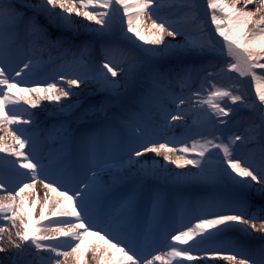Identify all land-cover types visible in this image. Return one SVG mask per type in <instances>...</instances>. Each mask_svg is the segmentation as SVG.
<instances>
[{
	"label": "snow or ice",
	"instance_id": "6c2138e0",
	"mask_svg": "<svg viewBox=\"0 0 264 264\" xmlns=\"http://www.w3.org/2000/svg\"><path fill=\"white\" fill-rule=\"evenodd\" d=\"M0 126V264H264V0H0Z\"/></svg>",
	"mask_w": 264,
	"mask_h": 264
},
{
	"label": "bare ground",
	"instance_id": "6f19581e",
	"mask_svg": "<svg viewBox=\"0 0 264 264\" xmlns=\"http://www.w3.org/2000/svg\"><path fill=\"white\" fill-rule=\"evenodd\" d=\"M240 6H243V0H237V7H240ZM257 6H258V4H256V5L249 4L246 7H247V10H251L253 7H257ZM76 19H81V18L77 17ZM85 23H89V22L85 21ZM213 32H214V30H213ZM215 63H216V65H218V64L221 65V64L224 63V61L217 60ZM219 66H217V70H218ZM218 78H219V81L220 80L223 81L222 77H218ZM58 83H62V82L58 81ZM246 84H247V82H246ZM189 95H190V93L188 95H186V96H189ZM41 104H42L41 108L31 109L27 105H24L23 101H21L20 107L21 108H26L29 112L37 113V118L40 121H42V122L46 121L48 123H51L53 121L52 112H53V104H54V102L50 104L47 101H41ZM188 106H190V104L188 102H186L185 107H188ZM190 122L191 121L189 120V123ZM183 133H184V129L183 128H177L174 131V135L176 136V138H181ZM4 134H5L4 133V129H3L2 126H0V135H4ZM169 135H171V134L168 133V132H165V136H169ZM189 143H190V141H189ZM0 155H2V154H0ZM145 156H146V158L149 159V162L152 159H155V160H159L161 163H164L162 161V158L155 156V154L148 153V154H145ZM168 167L170 169L174 170V171H177V172L181 171L180 169H176L175 165H168ZM185 167L189 168L191 166L189 165V166H185ZM37 191H38V193L40 195V198L42 200L43 199V189H41V188H39V186H37ZM36 214L38 215V208H37V213ZM184 222H187V219ZM192 222L194 223V221H192ZM173 226L178 227L179 225L176 224V225H173ZM249 231H251V230H249ZM253 235L255 236V235H259V234L258 233H253ZM7 236H8V231H6L2 235H0V244H3V242H4V240L6 239ZM160 239L162 240V233L160 234ZM239 239L243 240L244 238L243 237H239ZM156 247L159 249V252L161 254L167 251V249L164 248L162 246V244H158ZM153 254H156V253L154 252ZM3 255H4L3 253H0V257H2ZM86 258H87L88 264H95V262L92 260L91 253H88ZM183 264H188V262L184 261ZM219 264H227V262L226 261H220Z\"/></svg>",
	"mask_w": 264,
	"mask_h": 264
},
{
	"label": "rangeland",
	"instance_id": "374dc122",
	"mask_svg": "<svg viewBox=\"0 0 264 264\" xmlns=\"http://www.w3.org/2000/svg\"><path fill=\"white\" fill-rule=\"evenodd\" d=\"M217 39L219 40L220 38L219 37H217ZM220 64H218L217 66H219ZM219 68V67H218ZM119 74V73H118ZM218 79V81H219V78H217ZM221 81V80H220ZM223 82V81H222ZM250 88V86H249V84L247 83V89H249Z\"/></svg>",
	"mask_w": 264,
	"mask_h": 264
}]
</instances>
